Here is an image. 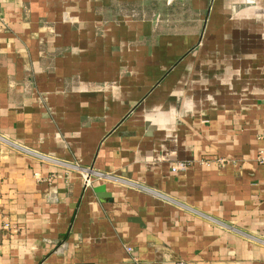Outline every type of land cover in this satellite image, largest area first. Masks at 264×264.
<instances>
[{"label": "crops", "instance_id": "obj_1", "mask_svg": "<svg viewBox=\"0 0 264 264\" xmlns=\"http://www.w3.org/2000/svg\"><path fill=\"white\" fill-rule=\"evenodd\" d=\"M263 149L264 0H0V264H264Z\"/></svg>", "mask_w": 264, "mask_h": 264}, {"label": "built area", "instance_id": "obj_2", "mask_svg": "<svg viewBox=\"0 0 264 264\" xmlns=\"http://www.w3.org/2000/svg\"><path fill=\"white\" fill-rule=\"evenodd\" d=\"M256 159L260 164L264 165V149L258 152ZM92 173L93 172L91 169L81 170V174H82V177L84 179V183L86 186H91L95 180V176ZM4 227L9 228V225L5 223ZM127 249L131 250V247H127Z\"/></svg>", "mask_w": 264, "mask_h": 264}, {"label": "water", "instance_id": "obj_3", "mask_svg": "<svg viewBox=\"0 0 264 264\" xmlns=\"http://www.w3.org/2000/svg\"><path fill=\"white\" fill-rule=\"evenodd\" d=\"M99 190H101V191L104 190V187L99 188ZM102 195H103V194H102Z\"/></svg>", "mask_w": 264, "mask_h": 264}]
</instances>
